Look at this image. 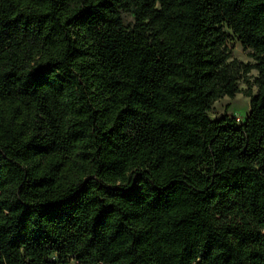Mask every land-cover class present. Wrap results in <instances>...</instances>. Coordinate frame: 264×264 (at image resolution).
<instances>
[{
	"label": "trees",
	"instance_id": "obj_1",
	"mask_svg": "<svg viewBox=\"0 0 264 264\" xmlns=\"http://www.w3.org/2000/svg\"><path fill=\"white\" fill-rule=\"evenodd\" d=\"M72 263L264 264V0H0V264Z\"/></svg>",
	"mask_w": 264,
	"mask_h": 264
},
{
	"label": "rangeland",
	"instance_id": "obj_2",
	"mask_svg": "<svg viewBox=\"0 0 264 264\" xmlns=\"http://www.w3.org/2000/svg\"><path fill=\"white\" fill-rule=\"evenodd\" d=\"M124 21L131 22L132 18L129 14L123 13ZM231 48V54L233 58H236L242 62H253L248 54L247 50H244L236 39L231 40L229 44ZM251 80L256 75V70L252 69L250 71ZM238 87L243 89L246 87L242 79L238 80ZM256 87L254 86L252 91L255 92ZM249 111V98L242 93H237L233 98L224 96L216 100L209 111V117L215 118L219 117L224 113H227L236 118L237 122H242ZM74 264V263H72Z\"/></svg>",
	"mask_w": 264,
	"mask_h": 264
}]
</instances>
